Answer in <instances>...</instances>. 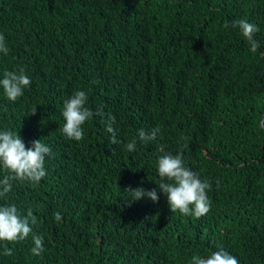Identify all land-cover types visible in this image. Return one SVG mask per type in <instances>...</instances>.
<instances>
[{"label": "trees", "instance_id": "1", "mask_svg": "<svg viewBox=\"0 0 264 264\" xmlns=\"http://www.w3.org/2000/svg\"><path fill=\"white\" fill-rule=\"evenodd\" d=\"M241 19L259 29L255 53ZM0 35V79L21 68L31 79L15 102L0 86V132L52 151L39 184L13 181L0 197L32 210L44 251L32 255L31 235L0 241V264H191L221 248L264 264V0H0ZM77 90L115 118L116 144L96 115L81 141L62 134ZM181 153L211 185L200 218L172 213L159 189L158 157ZM137 188L158 200L129 206Z\"/></svg>", "mask_w": 264, "mask_h": 264}, {"label": "clouds", "instance_id": "2", "mask_svg": "<svg viewBox=\"0 0 264 264\" xmlns=\"http://www.w3.org/2000/svg\"><path fill=\"white\" fill-rule=\"evenodd\" d=\"M240 29L241 35L250 42V51L255 53L259 47L258 42L253 39V34L259 29L255 24L241 19L234 22ZM0 51L7 54V47L4 37L0 35ZM31 84V79L26 75L23 68L16 71H6L3 79H0L6 97L15 102L20 98L24 89ZM88 96L85 91L77 90L72 96L64 101L62 116L65 120L60 129L62 134L70 140L81 141L84 138L83 125L90 120L93 115L99 116L101 122L105 124V131L111 134L110 142L117 143L116 130L113 125L115 118L108 116L104 118L102 108H98L95 113L86 107ZM36 110L32 113L34 115ZM264 126V121L261 122ZM160 132L159 127L146 133L140 129L137 133L140 140L144 142L154 141ZM126 149L131 152L135 149V141L128 142ZM52 154L51 148L41 140H34L32 147L27 148L22 137L12 131L0 132V167L9 174L0 180V197H5L13 186V181L27 182L33 186L46 176L45 158ZM158 175L161 182L159 189L167 196L168 205L172 213L179 212L185 216L200 218L210 210L207 190L211 185L202 181L198 173L193 172L184 164L183 155L165 154L157 160ZM131 192L132 199L126 200L129 206L147 196L153 201L158 200L155 189L145 191L143 188L127 190ZM54 220L59 223L62 220L60 212L53 213ZM36 223V217L31 209L26 215H22L15 204H5L0 206V241L19 242L32 236L33 256H40L44 251V238L33 233L32 225ZM11 249L5 248L4 255L11 256ZM191 264H239L236 257L229 254L224 249L212 252L206 258L200 255L191 257Z\"/></svg>", "mask_w": 264, "mask_h": 264}]
</instances>
